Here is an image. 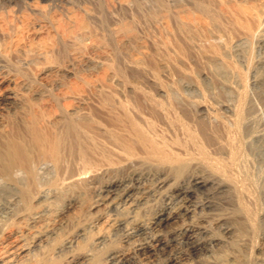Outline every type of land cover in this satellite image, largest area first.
<instances>
[{"label":"bare ground","instance_id":"bare-ground-1","mask_svg":"<svg viewBox=\"0 0 264 264\" xmlns=\"http://www.w3.org/2000/svg\"><path fill=\"white\" fill-rule=\"evenodd\" d=\"M200 1L172 9L212 10ZM234 1L256 9L255 26L241 22L239 31L246 25L240 35L264 50V0ZM216 8L220 17L234 10ZM3 10L0 41L12 37ZM110 37L118 60L127 59L122 28ZM244 38L231 47L217 36L225 52L208 51L238 79L232 104L206 87L199 95L126 89L120 98L99 81L87 94L80 79L112 61L100 45L85 57L64 41L48 51L20 38L0 45V264H264V166L251 170L264 155V93L248 90L259 59ZM28 49L34 58L15 65L11 54ZM47 54L66 62L34 70ZM235 55L253 71L251 83ZM33 110L45 119L34 122Z\"/></svg>","mask_w":264,"mask_h":264},{"label":"rangeland","instance_id":"rangeland-1","mask_svg":"<svg viewBox=\"0 0 264 264\" xmlns=\"http://www.w3.org/2000/svg\"><path fill=\"white\" fill-rule=\"evenodd\" d=\"M24 1L18 2V4L16 3L15 5L0 1V8L5 11L9 10L10 14L13 16L11 27L12 37L1 40L0 45L3 46L7 42L20 38L31 43L34 48L40 51H48L52 44L64 41L68 43L66 44L71 50L76 49L79 56L82 57H85L95 45H100L102 50L110 56L112 61H109L105 68L98 67L93 73H86L84 74L85 76L83 75L85 81L83 79L81 81L80 79L81 84L79 82L78 85H80V89L87 91V94L90 93V86L94 83H101L106 89L111 88L112 90H110L114 93H118L117 95H119V97L122 96V91H126V89H128L127 91H131L130 89L134 88H142L149 92L153 89V92H155L158 88L167 90L179 88L183 93L185 92V94L188 92L187 95H199L206 87L204 91L208 92V90H210V92H215L216 90L223 94L227 104L233 103L230 94L233 93V90L239 88V85H237L238 79L235 75L226 70L224 66H221L222 64H220L214 56L209 55L211 51H215V47L217 48L216 51L220 50L222 53L225 52L221 45L213 42V39L219 36L224 39L223 41L225 42L229 40L226 38L231 34L228 37L231 40L226 42H228V44L232 43V45L238 43L237 41L240 36L244 38V36L240 34L245 32L246 28L249 30L248 25L251 23L252 26H250L252 28L255 26L256 20L253 17H256L255 15L257 13L255 12L256 9L251 5L243 3L239 5V2L236 5L234 0H201L205 3H210L209 6L214 2L212 10H209V12L211 11V15L209 12L203 11V14L200 10L190 8L185 14L178 15L174 13L172 8L176 5H187V0H54L48 2L36 1L35 3L29 0ZM221 5L225 7L234 6V10L230 9L225 15L222 14L225 20H223V17H220L221 13L216 8ZM205 13L209 15H205ZM226 22L227 28L223 26ZM233 22L237 23L233 24ZM241 22V26L245 23L248 26L244 25L243 29H241L243 32L239 31L241 28L239 24ZM232 26L233 28H231ZM34 28H36L37 31H33ZM112 28H122L128 37V42L126 43L128 57L123 61H119L115 53L114 45L110 37V29ZM61 30L66 35L63 34ZM215 33H217V35H215ZM203 37L207 40L208 38L212 40V44H209L211 42H207ZM244 40L246 42L244 44L243 41L242 46L247 49H253L254 56L258 55L255 59H259L254 65V68H256L255 66L258 68H256V78H259L257 81L260 83L256 81L255 86L249 84L248 90H259L264 93V80H262L264 79V50H262L260 46L257 47V45H259L257 42L252 43V41L250 42V40L248 41V39L246 40L245 38ZM200 44L201 49H199ZM229 45L232 47L231 44ZM209 48H212L210 49L211 51ZM203 50H205V52ZM262 54L263 56H261ZM47 55V59L42 62L34 61L32 63V68L34 70H39L45 66L62 65L66 62L65 56H57L58 58L56 57L57 59H55L53 56L51 57V54ZM11 56L12 62L15 65H20L24 59L34 58V50L28 49L26 52L11 54ZM233 57L235 58H232L234 59L233 61L238 60V63L235 62L238 65H236L238 69L241 68V71L244 73L246 69L247 72L245 76L247 84L251 83L254 76L253 71L247 70L246 66L243 65L242 56H240V59L238 55ZM209 63L210 66L208 65ZM221 67H223V69ZM107 73H112L114 78L111 81L108 80L109 82H104L107 80ZM206 73L211 77L210 80L209 77H207L208 79L206 78ZM259 73L260 75L263 74L260 76ZM216 77L219 78L217 79L218 82L217 80L214 81ZM230 77L232 78L230 81L234 80L232 84H236L235 86L234 84L231 85V82L226 80H229ZM220 78L223 81H221ZM235 79L237 80L235 81ZM99 81L100 83H97ZM107 82L110 84L108 85ZM192 84H196L200 89L191 86ZM249 86L251 88H249ZM185 88H187V91ZM30 109L29 107V110ZM28 112L31 113V117L36 123H40L45 119L42 113H34V110ZM223 112L224 111L221 110V113ZM100 119L103 121L106 119L105 122L108 121V118L104 116H100ZM261 120L262 126H264L263 115ZM258 158H262V160ZM258 158L256 159L257 162L254 164L255 166H253L255 168L251 167V170L254 169L253 173L256 172L254 173L255 175L262 172L260 169L264 166V155H259ZM260 191L258 194L262 200L264 199L263 186Z\"/></svg>","mask_w":264,"mask_h":264}]
</instances>
